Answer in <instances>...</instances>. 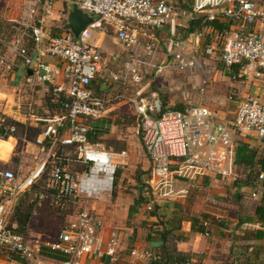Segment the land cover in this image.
<instances>
[{"label":"built area","instance_id":"1","mask_svg":"<svg viewBox=\"0 0 264 264\" xmlns=\"http://www.w3.org/2000/svg\"><path fill=\"white\" fill-rule=\"evenodd\" d=\"M8 1L11 14L0 19V25L5 22L0 28V70L30 69L26 83L52 85L53 93L63 94L64 100L61 114L47 120L36 137L35 144L45 147L46 154L35 172L18 182L12 170L0 169V253L15 254L23 264H80L87 255L116 258L119 239L114 233L104 236L103 217L93 207L95 202L110 201L117 171L126 165L124 154L114 159L102 145L92 142L98 128L93 123L104 116L111 100L130 105L139 121L149 162L146 212L152 213L159 201L184 198L187 189L176 187L180 180L189 186L199 180H234L238 140L252 135L257 146L264 145V100L241 97L234 87L223 98L207 94L208 83L221 68L236 71L232 79H264V10L251 0H193L188 11L165 0H79V9L95 16V21L77 39L66 29L56 37L47 33V26L55 21L57 0ZM196 15L226 22L228 28L197 31L192 49L184 50L185 40L177 39L161 57L156 32L171 26L176 32L183 27L182 19L190 21ZM103 27L110 29L126 52L123 75L110 73V83L124 87L130 80L139 83L142 70L148 69L185 74L175 88L182 93L185 108H167L154 91L112 99L97 93L92 84L100 72L102 50L92 42V33L98 29L103 34ZM206 37L209 44L201 40ZM58 72L65 82L53 85ZM225 104L235 107L231 119ZM16 130L0 115V139L13 137ZM47 164L40 204L47 201L72 220L54 240H32L27 232L18 231L13 209ZM257 181L264 182V172ZM44 252L61 258L45 259ZM142 254L149 257L146 251Z\"/></svg>","mask_w":264,"mask_h":264},{"label":"rangeland","instance_id":"2","mask_svg":"<svg viewBox=\"0 0 264 264\" xmlns=\"http://www.w3.org/2000/svg\"><path fill=\"white\" fill-rule=\"evenodd\" d=\"M79 0H58L62 4L63 15L59 19V23L51 26V31L60 34L64 28L65 18L68 9L73 7L78 10ZM182 2V0H180ZM76 6H74V4ZM190 4V0H188ZM7 0H0V16H3L6 12ZM182 4V3H181ZM181 8L180 4L176 5ZM187 7V6H186ZM189 8V7H187ZM186 8V9H187ZM95 18V16H92ZM185 29L176 28V34L169 33L168 29H164L162 34H157L159 41L161 57L166 54L167 48L177 38L184 35ZM101 30H94L92 33V42L99 45L102 50V63L100 72L97 74L93 81L92 87L97 93L102 94L108 98H114L117 95H134V94H149L150 91H157L167 108L174 106L185 108L181 101V94L175 91V88L180 87V84L185 80V74H177L170 71H162L159 73L150 72L148 70H142V75L139 83L133 84L132 80L129 82V86L124 87L120 83H110L109 74L115 73L117 75H123V62L126 58V53L122 49V46L115 43V36L108 27H103V34H99ZM191 45L190 48H187ZM189 46H184V50L192 49L193 43ZM161 59V58H160ZM5 73L0 70V115H2L8 122H18L22 120L26 127H33L42 130L47 120L53 119L55 115L60 114V111H56V107H53V101H50L52 96L49 94L48 88L40 85H33L32 83L20 82L22 79V72L15 76L14 82L11 81V77L5 78ZM65 82V80H64ZM19 83V84H18ZM132 83V84H131ZM222 89L225 91L223 85ZM253 97H257L255 94H251ZM58 112V113H57ZM103 122L101 119L94 122L93 125L101 127L98 133H94L92 142L102 145V147L110 152L112 157L117 158L116 155L124 154L126 159V165L119 169V176L114 182V189L110 201L105 207L114 206L116 199L125 200V205H129L130 202H138L136 205L142 207L147 199V185L146 176L149 172L147 163V157L141 144L139 133V121L134 113L133 108L125 103L123 100H111L107 105L106 113L103 116ZM33 132L26 133V130L20 128L18 130L19 140H17L12 154V162L17 163V166H2V168H11L16 176L18 182H22L26 178H29L40 165L46 154V148L40 147L34 142H30L31 134ZM26 141H25V140ZM9 144H11L9 142ZM12 145V144H11ZM11 152V151H10ZM10 152L8 154H10ZM1 157V155H0ZM34 168V169H33ZM48 171V169H46ZM117 171V172H118ZM236 177L234 180H243L244 174L241 170H236ZM47 175V174H46ZM38 179V178H37ZM36 179V180H37ZM234 180H222L217 179L207 182L205 185L198 188H193L187 191L185 198H177L174 200H167L164 202H174L176 210H181L182 213H191L192 208H201V214H236L235 201L233 202L232 196L236 194L234 190ZM33 182V181H32ZM31 182V183H32ZM45 182L40 181V184L32 190H26L17 199L13 209L12 220H15V214L17 208L22 210L32 205L29 221L26 225L25 231L28 232L29 239H42V240H54L62 228L72 220L71 216L66 214H60L56 209L49 205V202L44 201L40 204L38 199L40 194L45 193ZM258 187V186H257ZM214 197V202L209 203L208 199ZM252 199V194H246ZM101 203V202H99ZM102 205V206H103ZM132 206V205H131ZM207 209L206 212V208ZM164 208L163 202L156 203L152 213L160 214ZM170 207H165L169 209ZM206 212V213H203ZM151 214V213H150ZM17 223V222H16ZM130 223V222H129ZM136 223V222H135ZM146 221H144L145 227ZM138 226H142V223L138 221ZM147 227L144 228L146 230ZM137 238H143L145 235L138 236ZM134 236V238H135ZM124 240V239H123ZM129 240H126V243ZM129 248L132 244H128ZM244 248L247 245H243ZM232 248V246H231ZM237 248V247H236ZM247 252V249L245 250ZM250 252V251H249ZM231 256H236L237 251L229 253ZM238 260V259H236ZM232 264H239L233 262Z\"/></svg>","mask_w":264,"mask_h":264},{"label":"crops","instance_id":"3","mask_svg":"<svg viewBox=\"0 0 264 264\" xmlns=\"http://www.w3.org/2000/svg\"><path fill=\"white\" fill-rule=\"evenodd\" d=\"M165 1L175 6L178 3L179 4L186 3V6L189 8L193 2V0H191L190 1L191 3L189 4L188 2H186L188 0H182V2L180 0H165ZM251 1L264 10V0H251ZM57 2L54 6L55 11L53 17L55 21L52 22L53 25L57 24V22L63 15L62 4L59 3V7H57ZM10 5L11 2L7 0L6 12L3 16H0V19L2 21L3 19L6 18V16H10L11 14ZM182 8L185 9V7ZM219 21L227 24L226 22H223L221 20ZM188 23H189V19L187 18L182 19L180 24L183 27H180V29L187 28ZM3 24L5 25V22H2V25H0V28L2 26V29L5 27L3 26ZM49 25L47 26V31H48L47 33L52 37L59 36L60 34H56V32L48 29V27L49 28L51 27ZM166 28L168 29L169 33L172 34L173 31L172 26ZM227 28L223 30H226ZM164 29L157 31L156 37L157 34H162V31ZM209 29L210 32L212 31L216 32L211 28ZM196 32L188 35L186 38H182L183 37L182 36L177 39L183 41L185 40L183 43V47L189 46V44L194 41L193 36ZM174 34H176V32L173 31L172 35ZM173 39L177 40L175 38ZM201 40L203 43L206 42L207 44L211 42L209 37H206L205 39L202 38ZM115 43H118L117 40ZM190 47L191 45L187 48ZM218 50L219 49L216 48V55H215L216 59L219 57ZM19 71L22 72L21 74L22 79L20 80L19 83L26 82V78L31 75V73L28 74V72H31L30 69L19 66L18 69L14 73H11V75L9 76V78L11 77L10 82L12 81L14 82L15 76L19 73ZM233 75L236 76V71L232 72V70L226 68H221V70L219 69L216 75H214L211 81L208 83L207 86L208 96L210 98H214V97L223 98L230 90V88L234 87L236 93L241 97L252 96L251 94H255L258 98L264 100V79L260 81L244 80L239 77L232 79ZM61 83L64 84V79L58 72V74L54 77L53 85L61 84ZM32 84L45 86V88H48V91L52 90L53 88V86L49 84H43V85L38 83L36 84L32 83ZM223 85L225 87V91L222 89ZM180 94L182 97L181 101L183 105H185L184 97L181 92ZM225 106H226L225 109L228 113L227 118L231 119L235 107L233 104H225ZM17 121L20 122L19 124L26 126L24 125V122L22 120H17ZM97 129L101 130V127H98ZM242 141L246 142L251 147L257 146L254 143V139L252 135L247 136L246 138L242 139ZM9 142L12 145L9 144ZM16 142L17 139L14 137H11L9 139L6 138V140L0 139V155H1L0 165L4 167L10 165L12 166L14 165L15 167L17 166V163L12 162V158H11ZM9 152L10 154H8ZM147 163L149 167L148 159H147ZM7 169L12 170L9 167H7ZM207 182L210 181L199 180L196 184L189 186L186 184V182L180 180L176 183L177 185L176 187L177 189L185 188L188 191L193 188H198L202 186L203 183L205 185ZM147 190H148V194H147L148 196L145 204L142 207H138L136 205L138 202H133V200L130 202L129 205H127L128 203L125 205V200L118 201L120 197L116 199V203L114 204L113 207H111L110 210L109 207H105V205H103V203L107 204L109 201L103 203L95 202L93 204L95 210L98 213H100V215L103 217L105 223L104 236H107L111 233L116 234L120 242V247L116 258L113 260H111L108 257L97 258L95 255H87L81 259L80 264H149L150 258L156 257L157 255L162 253L161 249L169 244L164 241L165 240L164 236L166 237V239H170L173 242L174 248L176 249L177 252L189 254L191 256L192 264H196V263L232 264L233 262L235 263L238 262L239 264H264V231H263L264 225H260L259 223H256L253 220L254 209L259 204H264L263 201L264 187L260 185L259 187H257V189H254L253 187L252 188L235 187L234 190L236 191L237 195L233 194L232 199L233 202L235 201L236 214H212L213 213L212 210H210L209 212L210 214H201L200 212L201 208H197V207L192 208L191 213L185 214L182 213L181 210H176V208H174L176 205L174 202H164V201H160L161 204L163 202L164 205V208L161 209L162 212L160 214H156V213L150 214V212H146L144 210V206L147 204L150 195V190L148 188ZM248 193L249 194L255 193L256 195L252 196L253 198L250 199L248 196H246V194ZM212 197H213L212 199L207 200L209 201V203H213L214 197L216 196L212 195ZM165 207H170V208L165 209ZM130 208H133L134 211L133 214H129ZM208 208L209 207L206 208V212ZM239 219L241 220L252 219V220H248L238 225ZM192 220H197L202 225V227L204 228L203 233L191 232ZM138 221L142 223V226H138ZM144 221H146L145 224V227H147L146 230H144L145 228ZM204 223H207V225H204ZM135 232L138 234V236L144 234L145 237L141 239L137 238L135 236ZM257 233H259L260 236L257 235ZM126 240L129 241L126 243ZM128 244H132L130 248ZM243 245H247V247L244 248ZM246 249L247 252L245 251ZM132 250H136L138 254L136 255L131 254ZM145 251L149 254V257L143 256L142 253ZM234 251H237V255L231 256L229 253L230 252L233 253ZM43 255L45 259L61 258V256L51 252H44ZM0 264H23V262H21V260L15 254L11 256L10 255L7 256L5 253H0Z\"/></svg>","mask_w":264,"mask_h":264},{"label":"trees","instance_id":"4","mask_svg":"<svg viewBox=\"0 0 264 264\" xmlns=\"http://www.w3.org/2000/svg\"><path fill=\"white\" fill-rule=\"evenodd\" d=\"M180 5H181L180 6L181 8L182 7H185V9L187 8L186 3L180 4ZM189 9L190 8H188L186 11H188ZM227 27H228L227 24L222 23L217 19L209 21L205 19V15H196L193 19L189 21L187 28H185L184 30V35L182 38H186L188 35L196 31L206 29V28H211L216 32H220ZM4 75H5L4 76L5 78H8L11 75V73H5ZM49 94L52 96V98H50V101H53L52 102L53 107H56V111H60V114H61V101L64 100L63 94L61 93L54 94L52 90H49ZM172 108L178 109V110L183 109L180 106L178 107L174 106ZM103 118L104 117L101 118L102 122H103ZM13 124L16 125V129H17L13 137L16 138L17 140H19V136L17 133L20 128H22V130L25 129L26 133L28 134L29 132H33L31 134L32 138L28 140L30 142H35L36 137L41 131L38 128L26 127L16 122H14ZM98 132H99V129L96 128L95 133H98ZM3 140H6V137L3 138ZM48 167H49V164H47L45 168L42 170V172L38 176V179L33 182L32 186L29 188V191L37 187L40 184L41 180H44L45 185H46V176H47L46 174L48 172L46 171V169H48ZM236 170H241L242 173L244 174V178L243 180H240V179L234 180V184H235L234 187H238V188H242V187L252 188L253 187L254 189H257V186L259 187V185L264 187V182L259 183L257 181V175L260 172H264V145L251 147L246 142L242 140H238L236 144V152H235V172ZM119 172L120 171L117 172L115 180L119 176ZM263 197H264V194H263ZM31 209H32V205L25 207L23 210L20 207L17 208L16 214H15V220L17 222V229L19 232H22V233L27 232L25 231V228L29 221ZM133 213H134L133 208H130L129 214H133ZM252 219H247V220L239 219L238 225L248 220H252ZM253 220L256 223H259L260 225H264V204H259L254 209V219ZM203 229L204 228L197 220L191 221V232L203 233ZM257 235L260 236L259 233H257ZM164 239H165L164 241L169 244L164 246L161 249L162 253H160L156 257L150 258L149 264H192L191 256L189 254L177 252L176 249L174 248L173 242L170 239H166L165 236H164Z\"/></svg>","mask_w":264,"mask_h":264},{"label":"water","instance_id":"5","mask_svg":"<svg viewBox=\"0 0 264 264\" xmlns=\"http://www.w3.org/2000/svg\"><path fill=\"white\" fill-rule=\"evenodd\" d=\"M72 1L73 0H71V2ZM73 4L76 6L75 3ZM94 21V17L73 7L67 11L64 28L69 30L73 34L74 38L77 39L79 35L86 29V27ZM30 73L31 72H28V74Z\"/></svg>","mask_w":264,"mask_h":264}]
</instances>
